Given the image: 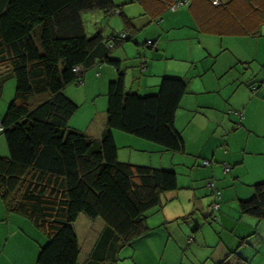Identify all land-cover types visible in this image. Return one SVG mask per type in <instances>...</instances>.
Segmentation results:
<instances>
[{"label":"trees","instance_id":"trees-1","mask_svg":"<svg viewBox=\"0 0 264 264\" xmlns=\"http://www.w3.org/2000/svg\"><path fill=\"white\" fill-rule=\"evenodd\" d=\"M158 1L167 12L179 0ZM188 1L192 8L193 0ZM202 1L212 8L210 17L237 18L239 23L223 24L218 31L208 22L198 31L261 35L264 0H232L226 5ZM122 6L112 0H0V97L3 76L15 80L14 98L0 119L8 152L0 157V200L7 212L25 217L45 235L36 264H79L74 224L80 216L99 219L105 226L84 264H111L110 252L148 234L146 214L161 207L162 195L177 190L173 170L117 160L113 131L168 152H184L174 120L189 85L187 79L162 77L156 94L142 96L126 89L121 62L110 54L131 37L121 33L105 38L101 32L88 37L81 18L88 12L108 16ZM119 15L132 34L131 20ZM105 63L115 69L116 77L107 85L105 129L94 141L69 127L78 107L64 89L80 82L82 74L74 68L83 72ZM259 87L249 86L253 95ZM253 191L239 210L264 222V183Z\"/></svg>","mask_w":264,"mask_h":264},{"label":"crops","instance_id":"crops-1","mask_svg":"<svg viewBox=\"0 0 264 264\" xmlns=\"http://www.w3.org/2000/svg\"><path fill=\"white\" fill-rule=\"evenodd\" d=\"M218 1L226 5L232 0ZM201 2L193 0L192 8L187 6L186 11L179 9L168 13L163 12L158 0H135L141 7V13L130 15L122 6L117 14L121 12L130 19L134 29L136 20H154L168 30L182 27L195 29L200 37L199 44H203L204 54L216 60L225 59L228 61L227 71H236L233 82L238 84L234 92L239 94L236 97L239 103L235 101L231 104L230 108L233 106L237 111L231 110L230 115L234 114L236 118L233 119L238 124L227 135V125L216 115L211 120L205 114L216 107L206 100L207 96L215 95L221 88L211 90L196 74L189 81L187 94L182 98L174 120V128L184 140V152H168L154 143L113 131L117 160L133 166L173 170L176 173L177 190L161 196V207L155 209L153 224L147 218L146 225L152 232V237L146 241L148 248L152 250L155 246L161 249L164 245L174 253L179 250L181 264H264V222L239 210L241 201L252 198L254 186L264 183V27L261 35L256 37L200 32L198 28L209 25L208 22L218 31L223 24L233 26L239 23L237 18L226 21L210 17L212 8ZM125 54L126 46H123L113 57L121 62ZM143 65L140 62L136 66L138 71L129 69L125 73L126 89L142 96L156 91L162 76L179 77L187 73V77L191 72L186 65L166 66L156 72L149 71L151 64ZM144 74L148 77H144ZM115 77V69L105 63L83 71L80 82L74 84L77 88L69 85L64 89V94L71 101L86 108L84 112L78 108L69 120L70 128L94 141L100 140L107 119V98L103 95L106 96L107 85ZM251 84H260L255 95L249 88ZM220 95L229 101L232 94L222 96L220 92ZM226 105L223 103L225 110ZM241 108L242 112H239ZM201 121L206 122L203 134L189 135V129ZM206 131L211 135H204ZM225 133L227 149L223 151L221 145ZM203 161L213 164L204 167ZM224 164L230 166V173H223ZM209 181L220 192V207L215 214V222L210 220L212 197L207 187ZM76 223L74 231L80 246L78 263L84 264L94 252L105 226L99 219L87 220L91 225L84 226L86 233L80 240ZM45 243L46 237L41 231L25 217L7 212L0 200V264H36L39 250ZM83 245L87 247L84 256ZM191 250L195 258L184 261L187 251L189 253ZM165 261L161 263H176L170 259Z\"/></svg>","mask_w":264,"mask_h":264},{"label":"rangeland","instance_id":"rangeland-1","mask_svg":"<svg viewBox=\"0 0 264 264\" xmlns=\"http://www.w3.org/2000/svg\"><path fill=\"white\" fill-rule=\"evenodd\" d=\"M112 2L118 6L123 5V8L127 9L130 15H138L139 13H141V7L137 3H135V0H112ZM125 4L128 5L125 6ZM186 9L187 8L184 7L180 10L186 11ZM114 13L115 14H109L108 16L102 12L83 13L81 18L86 36L90 37L97 32H101L102 36L107 37H110V35L118 37L121 33L126 34L128 37H131V41L125 42L121 46L115 48L110 54V56L115 60L116 58L113 57L114 53L116 51H119L123 46H126L125 58L123 59V61H121V68L125 73L129 69L138 71L136 66L140 65V62H145L147 66L151 64V66L149 67V71L151 72H156L157 69H163L166 66L186 65L189 68V72L191 71L190 75L185 77L187 73H184L183 75H179V77L173 78L187 79L188 81H190L191 78L195 77V75L197 74L201 76L199 80L203 79L202 81L205 82L206 86L211 90L213 88H221V90L216 92L215 95L209 94V96H207L206 100L213 102V105H215L216 107H214L215 109H212L210 112H206L205 114L210 117L211 120L212 117L216 115L218 117V120L227 125V135H230L229 130H232L235 124H238L234 121V119L236 118L235 116H233L234 114L230 115L231 110H237L233 106L232 107L235 109H233L232 107L230 108V106L232 103H235V101L237 104L239 103V99H236L237 95L239 94L237 93L236 95V93L234 92L235 89L238 88V84H235L233 82L236 71H227L228 61H226L225 59L216 60V58L207 57L204 54L203 44H199L200 37L196 34L197 31L192 27H182L180 29L168 30L162 28L160 25H157L154 20H136L134 22V26L136 28L131 34V32L126 29L125 25L122 22V19L117 14V12ZM168 13L171 12L169 11ZM148 41L153 43L151 48L147 45ZM143 76L148 77L147 74H144ZM3 80L4 83L2 94L0 97V119L3 117L8 105L13 100L15 94V80L9 75L7 77L3 76ZM70 86L77 88V86L74 84H71ZM157 92L158 89H156V91L154 92H151L150 94L153 95ZM220 92L222 96H226L227 94L231 93L232 95H230L229 101L223 99V97H221L220 95ZM103 96L104 98H106L105 95ZM200 97L202 98L206 96ZM223 103L227 104L226 110L223 106ZM83 106L84 105H77V107L82 112L86 111V108L83 109ZM239 112H242V108ZM229 115L231 118L228 117ZM205 120L207 122V118H205ZM206 122L201 121L197 126H192L193 129L190 128L191 131L189 129V135L203 134L202 130L205 127ZM179 124L180 123H178V125ZM204 135H211V133L206 131ZM224 135H226V133ZM227 135L222 139L223 143L221 145V148H223V151L224 149H227V143L225 141V139L227 140ZM7 156L8 153L5 141L3 137L0 136V157L6 158ZM154 217L155 210L146 214V218L150 219V224H153L154 221L152 219ZM87 220L88 219L85 216H81L80 220L75 225L80 240H82V236L84 235V233H86L84 226L91 225L87 223ZM151 233L152 232L150 231L145 236L134 240L129 245L118 248V250H112V252H110L113 258L111 264H160L162 260L166 262L165 260L169 259L176 261V263L174 264H181V255L179 250L178 252L175 251L174 253L172 252L174 250H171L169 247L165 248L164 245L161 249H158L155 246L152 247V250L148 248V242L146 241H148L147 239H150L152 237ZM155 233L153 235H155ZM86 248V245H83V256L85 254ZM193 258H195V253L192 250L189 251V253L187 251L186 256L184 257V261L186 259V261L189 262L193 260Z\"/></svg>","mask_w":264,"mask_h":264},{"label":"built area","instance_id":"built-area-1","mask_svg":"<svg viewBox=\"0 0 264 264\" xmlns=\"http://www.w3.org/2000/svg\"><path fill=\"white\" fill-rule=\"evenodd\" d=\"M189 4V1L188 0H179L177 1L175 4H173L171 7H170V11L171 12H176L179 8H182V7H186L188 6ZM213 5H218V1H213L212 2ZM121 38H124V35H121ZM147 45L151 48L153 43L152 42H147ZM142 72L144 70V67L141 68ZM73 72L78 74V73H83L82 70L78 67L74 68L73 69ZM213 163L212 162H209V161H203L202 165L204 167H207V166H211ZM222 168H223V173L224 174H228L230 173V166L228 165H222ZM207 187L208 189L210 190V195L212 197V204H211V207H210V210H211V216H210V220H212L213 222H215L217 220V217L215 216V214L219 211V201H220V192L218 190L215 189V186H214V183L212 181H209L208 184H207Z\"/></svg>","mask_w":264,"mask_h":264}]
</instances>
